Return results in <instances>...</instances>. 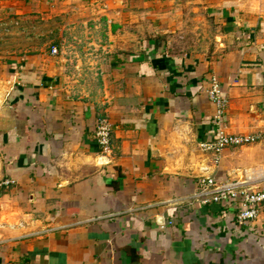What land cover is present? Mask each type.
Wrapping results in <instances>:
<instances>
[{
  "label": "crops",
  "instance_id": "1",
  "mask_svg": "<svg viewBox=\"0 0 264 264\" xmlns=\"http://www.w3.org/2000/svg\"><path fill=\"white\" fill-rule=\"evenodd\" d=\"M55 19L107 28L103 91L38 44ZM212 77L228 134L260 137L218 163ZM0 143V264H264V207L240 226L198 187L264 189V0H0Z\"/></svg>",
  "mask_w": 264,
  "mask_h": 264
},
{
  "label": "built area",
  "instance_id": "2",
  "mask_svg": "<svg viewBox=\"0 0 264 264\" xmlns=\"http://www.w3.org/2000/svg\"><path fill=\"white\" fill-rule=\"evenodd\" d=\"M52 54L57 55L58 49L52 48ZM208 98L216 106V114L212 120V131L208 139L200 145L205 153L214 156L215 162L218 163L223 151L228 147H243L260 141L259 136H241L231 135L227 132L226 111L229 101L224 96L223 87L219 81L212 77L210 87L207 90ZM95 135L99 141L102 151L108 152L111 148L113 136V125L107 118L98 120ZM1 148V143H0ZM6 181L5 185H10ZM199 196L201 202L207 204H222L230 206L235 221L241 226H248L249 223L255 222L260 216V210L264 207V189L252 190L241 189L239 184H223L216 177H205L198 181ZM242 201L238 202V199Z\"/></svg>",
  "mask_w": 264,
  "mask_h": 264
},
{
  "label": "rangeland",
  "instance_id": "3",
  "mask_svg": "<svg viewBox=\"0 0 264 264\" xmlns=\"http://www.w3.org/2000/svg\"><path fill=\"white\" fill-rule=\"evenodd\" d=\"M50 24L53 25V33L48 35L50 38H46V36H40L44 35L40 31L37 38L38 44L42 47L47 45L51 51L52 47H57L56 58L65 62V75L69 84L71 86L86 85L89 89L97 88V90L103 91L106 86L103 79L104 71L109 69L110 63L115 60V56L121 53L110 47L109 32L104 24L101 22L97 29L92 26L93 30H87L85 25L81 23L79 25L83 26V30L77 29L72 32H67V29L61 32L62 29L59 26L65 25L61 20L55 19ZM201 27L202 25L198 24L197 30L200 31ZM205 29H203L204 32L201 33V37H207L213 32L212 26ZM195 36L193 33L187 35L191 40Z\"/></svg>",
  "mask_w": 264,
  "mask_h": 264
},
{
  "label": "bare ground",
  "instance_id": "4",
  "mask_svg": "<svg viewBox=\"0 0 264 264\" xmlns=\"http://www.w3.org/2000/svg\"><path fill=\"white\" fill-rule=\"evenodd\" d=\"M259 176L264 177V171H262Z\"/></svg>",
  "mask_w": 264,
  "mask_h": 264
}]
</instances>
